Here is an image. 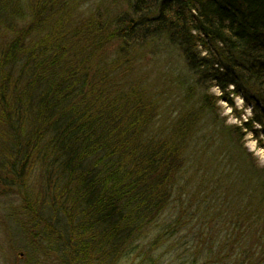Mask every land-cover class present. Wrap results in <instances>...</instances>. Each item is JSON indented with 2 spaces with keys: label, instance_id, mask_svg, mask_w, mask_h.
<instances>
[{
  "label": "trees",
  "instance_id": "16d2710c",
  "mask_svg": "<svg viewBox=\"0 0 264 264\" xmlns=\"http://www.w3.org/2000/svg\"><path fill=\"white\" fill-rule=\"evenodd\" d=\"M71 1L0 0V184L29 197L68 264H264V172L237 147L240 130L264 145V0H125L72 20ZM158 42L186 70L178 103L117 80ZM240 96L242 128L215 110Z\"/></svg>",
  "mask_w": 264,
  "mask_h": 264
},
{
  "label": "rangeland",
  "instance_id": "374dc122",
  "mask_svg": "<svg viewBox=\"0 0 264 264\" xmlns=\"http://www.w3.org/2000/svg\"><path fill=\"white\" fill-rule=\"evenodd\" d=\"M20 1L21 0H18V2ZM71 2L72 4L60 10L61 13H64V11L70 13L71 11L73 14L71 15V20L78 18L77 16L84 17L88 15L94 17L99 10L105 13V17H110V15L116 16L117 14L121 15L128 10V5L125 0H72ZM20 24L22 25V23ZM116 47L115 45L107 47L106 56L109 57L110 60L119 58L120 56V53H117L118 48ZM134 64L138 68L134 67ZM126 69L124 74H120L121 78H117L119 84L128 81L126 77L133 78V76L137 75L142 77L144 84L150 89L154 91H156V89L163 90V96H165L164 100L167 98L178 103V97L181 98V96H179L181 93L178 91L177 84L174 83L176 80L175 76H177L176 74H183L182 76L186 75V70L183 66L180 53L175 49L166 47L163 42H158L157 44L152 43L146 46L145 50L133 57L132 65L129 67L126 65ZM164 89H166V91ZM197 94L198 92L196 93V91H194L191 97L195 98ZM208 94L212 97L222 95L218 87H212ZM234 100L235 109L226 101H219L217 107H215L217 113L214 111L213 114H220L221 119L225 120L227 124H236L239 128H242L244 122H247L252 115L251 109L246 106V102L241 96L234 97ZM196 101L197 99L192 104L195 105ZM192 104L190 108L194 107ZM165 106L168 107L169 104H165ZM174 107L176 108V106ZM236 115H241V117L236 118ZM205 125L206 122L204 124L200 123L198 126L197 120L198 139L207 133L206 127H210V123L207 124L208 126L206 127ZM240 133L243 138L237 147H239L240 150H247L249 154L248 161L253 165L256 171L263 173L264 145L256 139L254 133L246 132V130H240ZM225 140L228 141L227 139ZM3 142L4 141L0 142V146ZM237 147L234 145L235 152L239 151ZM37 175L38 173H34L33 179L29 182V186L35 189V193L32 192L34 195L38 194V188L40 187L38 184L34 185L37 181ZM16 187L17 186L9 189L0 184V264L70 263L67 258L68 253H66L62 245H59L57 242L59 236L57 237L53 233H50L51 230L49 229L44 231L46 223L35 215L33 208L29 209L27 207L25 200L30 201L29 197L19 193ZM42 188L48 192L49 187L46 185L45 181H42ZM41 201L40 199V202ZM49 212L55 225V211ZM55 229L58 230L59 228L55 226ZM59 238L63 241L61 237ZM64 243V247L67 246L68 242H66V240H64ZM167 248L168 245L166 244L163 249L159 251L160 254H164V257L161 259L163 262L168 259H174L175 261L182 252L179 250L177 254H168ZM136 257L129 260L123 259L118 264H140L141 259Z\"/></svg>",
  "mask_w": 264,
  "mask_h": 264
}]
</instances>
